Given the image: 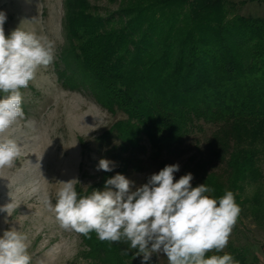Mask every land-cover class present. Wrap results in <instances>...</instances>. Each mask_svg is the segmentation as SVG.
Listing matches in <instances>:
<instances>
[{
	"label": "trees",
	"instance_id": "obj_1",
	"mask_svg": "<svg viewBox=\"0 0 264 264\" xmlns=\"http://www.w3.org/2000/svg\"><path fill=\"white\" fill-rule=\"evenodd\" d=\"M64 0L60 80L82 88L113 115L124 118L97 138L113 145L112 171L78 198L103 190L106 180L142 171L152 159L178 149L205 126L214 131L188 173L214 189L232 191L242 218L264 226V15L241 14L264 0ZM219 166L220 170L210 171ZM249 188H255L247 196ZM82 235L89 256L102 264H138L130 242ZM232 254L239 264H259L249 245L230 243L211 255Z\"/></svg>",
	"mask_w": 264,
	"mask_h": 264
},
{
	"label": "rangeland",
	"instance_id": "obj_2",
	"mask_svg": "<svg viewBox=\"0 0 264 264\" xmlns=\"http://www.w3.org/2000/svg\"><path fill=\"white\" fill-rule=\"evenodd\" d=\"M101 4L116 8L109 0H102ZM0 12L7 17L3 25L6 37L19 27L35 31L54 43L55 52L53 63L39 69L28 87L21 89L24 119L3 134L18 143L21 153L11 167L0 170V206L11 202L15 206L11 216L0 213V236L11 228L26 234L31 264H102L88 255L82 234L60 228L43 201L47 196L55 205L61 182L75 180V188L81 184L87 190L100 181L104 170H98L99 160L111 161L107 152L117 141L103 146L96 140L124 115L109 113L88 91L60 80L64 0H0ZM241 14L262 16L264 4H248ZM3 96L0 92V98ZM213 131V127L205 126L204 131L190 135L178 149L163 157L162 164L152 159L151 147L145 143L146 151L138 158L142 171L125 176L134 182L131 191L146 184L152 174L166 165H179V171L173 174L174 182L187 174L193 160L201 157L200 148ZM219 170V166L210 167V171ZM194 181L193 177L191 184ZM254 192L255 188H249L246 195ZM230 243L250 245L259 264H264V226H257L251 218L237 220ZM142 259L138 264H142ZM147 264L168 261L162 253H154Z\"/></svg>",
	"mask_w": 264,
	"mask_h": 264
},
{
	"label": "clouds",
	"instance_id": "obj_3",
	"mask_svg": "<svg viewBox=\"0 0 264 264\" xmlns=\"http://www.w3.org/2000/svg\"><path fill=\"white\" fill-rule=\"evenodd\" d=\"M7 17L0 12V170L11 167L20 156L18 143L3 134L24 119L21 89L27 88L39 69L54 61V43L47 36L20 27L6 37ZM113 162L100 159L98 170L112 171ZM178 164L166 165L152 174L148 182L131 191L134 182L117 173L106 180L103 190L79 197L74 181L61 182L56 203L44 198L60 228L89 237L95 232L101 241L125 239L142 264L154 253L167 257L168 264H239L232 254L223 252L241 212L234 193L226 191L219 199L208 193L213 188L193 187V174L174 182ZM115 189V190H113ZM13 202L0 206V213L11 216ZM5 219V223H7ZM27 235L16 228L0 236V264H31Z\"/></svg>",
	"mask_w": 264,
	"mask_h": 264
}]
</instances>
